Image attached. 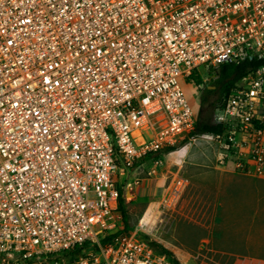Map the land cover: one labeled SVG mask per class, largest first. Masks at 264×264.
<instances>
[{
  "label": "built area",
  "instance_id": "obj_1",
  "mask_svg": "<svg viewBox=\"0 0 264 264\" xmlns=\"http://www.w3.org/2000/svg\"><path fill=\"white\" fill-rule=\"evenodd\" d=\"M253 56L264 0H0V264H173L135 235L103 243L118 178L194 130L181 80ZM211 122L226 162L264 179V63Z\"/></svg>",
  "mask_w": 264,
  "mask_h": 264
},
{
  "label": "rangeland",
  "instance_id": "obj_2",
  "mask_svg": "<svg viewBox=\"0 0 264 264\" xmlns=\"http://www.w3.org/2000/svg\"><path fill=\"white\" fill-rule=\"evenodd\" d=\"M201 74L200 85L187 79L181 80V86L195 118L212 121L217 105L210 103L216 102L217 94L206 92L205 87H215V74L210 75L207 70ZM202 96L207 98L203 105ZM148 134L141 131L142 137ZM172 146L173 149H163L157 158L148 157L119 176L117 186L123 190L129 225L124 229L118 208L115 230L122 229L124 234L135 235L147 244L159 242L179 264H255L243 258L241 245L236 244L241 241L237 232L242 228L235 231L234 227L242 220L235 217L232 221L233 213L222 207L227 199L226 190L242 186L246 180L226 175L232 164L226 162L221 147L206 134H195ZM231 170L260 179L234 167ZM229 215L232 222L226 218Z\"/></svg>",
  "mask_w": 264,
  "mask_h": 264
},
{
  "label": "trees",
  "instance_id": "obj_3",
  "mask_svg": "<svg viewBox=\"0 0 264 264\" xmlns=\"http://www.w3.org/2000/svg\"><path fill=\"white\" fill-rule=\"evenodd\" d=\"M264 63L263 58H258L256 56H253L251 58H246L244 60H241L239 62H225L220 64L217 68H211L208 69L207 72H209L210 75L215 74L213 77V84L214 88H210L209 86L205 87L206 92H213L217 94L216 102H211V105H218L222 100L231 92V90L235 87V84L244 76H246L249 72L254 71L258 67H260ZM192 81L195 85H200L203 82L202 75L194 71L192 74L188 77V81ZM207 102L206 96L201 97V105L205 104ZM223 129V127L220 124H214L211 121H204L201 119H196L194 130L189 134L195 135V134H209V133H217L220 132ZM188 136V137H189ZM187 137V138H188ZM186 138V139H187ZM174 146H167L163 148L164 150H171ZM158 150V155L162 153V150ZM150 155H147L144 159H147ZM143 161V160H141ZM137 164V163H136ZM118 208L121 211L122 214V221L124 224V229L128 227V220H127V212L125 210L124 206V196H123V190L120 189L119 193V202H118ZM124 234L122 229L116 230V232H113L112 234L106 236L105 239H103V243H106L109 241L112 237L116 236L117 234ZM148 245L154 250V252L164 254L167 256L168 259L173 264H179V261L174 257L173 253L166 247H164L162 244L156 241H150ZM84 246H77L73 249L67 250L62 253H58V256L64 257L68 260H73L80 255H82V250ZM52 261V260H51Z\"/></svg>",
  "mask_w": 264,
  "mask_h": 264
},
{
  "label": "crops",
  "instance_id": "obj_4",
  "mask_svg": "<svg viewBox=\"0 0 264 264\" xmlns=\"http://www.w3.org/2000/svg\"><path fill=\"white\" fill-rule=\"evenodd\" d=\"M231 167L233 168L232 165ZM231 169H228L231 172L226 175H238L246 182L242 186L235 185L232 190H226L228 194L225 196L227 199L222 206L223 210L233 213L232 221L235 217L242 220L238 221L234 230L242 228L241 232H237L241 241L236 244L241 245L243 258L256 262L255 264H264V180L241 176ZM226 218L231 221L230 215Z\"/></svg>",
  "mask_w": 264,
  "mask_h": 264
},
{
  "label": "bare ground",
  "instance_id": "obj_5",
  "mask_svg": "<svg viewBox=\"0 0 264 264\" xmlns=\"http://www.w3.org/2000/svg\"><path fill=\"white\" fill-rule=\"evenodd\" d=\"M134 135H135V136H137V138H136V139H137V141H140V138L138 137V131H137V130H136V131H134ZM148 221H149V220H148ZM149 223H150V222H149Z\"/></svg>",
  "mask_w": 264,
  "mask_h": 264
},
{
  "label": "water",
  "instance_id": "obj_6",
  "mask_svg": "<svg viewBox=\"0 0 264 264\" xmlns=\"http://www.w3.org/2000/svg\"><path fill=\"white\" fill-rule=\"evenodd\" d=\"M158 154V152H156V155Z\"/></svg>",
  "mask_w": 264,
  "mask_h": 264
}]
</instances>
